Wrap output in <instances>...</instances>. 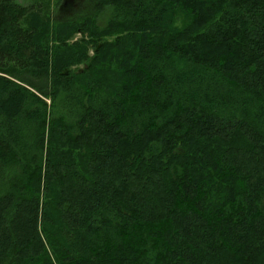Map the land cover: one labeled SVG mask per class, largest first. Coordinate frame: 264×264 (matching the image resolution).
<instances>
[{"label": "trees", "instance_id": "1", "mask_svg": "<svg viewBox=\"0 0 264 264\" xmlns=\"http://www.w3.org/2000/svg\"><path fill=\"white\" fill-rule=\"evenodd\" d=\"M86 1L0 0V264H264V0Z\"/></svg>", "mask_w": 264, "mask_h": 264}, {"label": "rangeland", "instance_id": "2", "mask_svg": "<svg viewBox=\"0 0 264 264\" xmlns=\"http://www.w3.org/2000/svg\"><path fill=\"white\" fill-rule=\"evenodd\" d=\"M20 3L23 2V0H19ZM54 4H58L59 6L61 5V3L63 2V0H52ZM75 2L77 3V6L76 7H70L68 8L66 11H63L62 13H59V12H54L52 14V17L54 20L56 21H61L63 19H66V18H69V17H75V16H78L81 14V12L88 14L90 13L89 15H92L94 14V9L93 7L91 6V4L89 2H87L86 0H75ZM58 6V8H59ZM55 8V6H54ZM108 17V13L103 11L99 14H97V23L101 26L103 25V23H105L106 19ZM80 36L79 35H75L74 36V39L73 40H76V39H79ZM86 38V37H85ZM88 39V38H86ZM92 48L91 46L89 47V54H92ZM81 65H77V66H72L71 67V70L74 71V70H77L78 68H80ZM49 103V102H47Z\"/></svg>", "mask_w": 264, "mask_h": 264}, {"label": "water", "instance_id": "3", "mask_svg": "<svg viewBox=\"0 0 264 264\" xmlns=\"http://www.w3.org/2000/svg\"><path fill=\"white\" fill-rule=\"evenodd\" d=\"M76 6H77V3L75 2V0H63L61 5L59 6L57 12L62 13L63 11H66L68 8L76 7ZM85 69H86V67H85ZM82 72H83V69H80V70L77 71V73H82ZM67 74H68V71L65 70L64 71V75H67Z\"/></svg>", "mask_w": 264, "mask_h": 264}]
</instances>
